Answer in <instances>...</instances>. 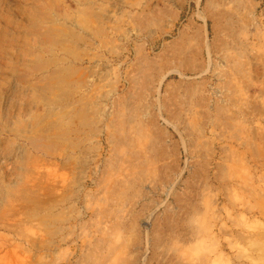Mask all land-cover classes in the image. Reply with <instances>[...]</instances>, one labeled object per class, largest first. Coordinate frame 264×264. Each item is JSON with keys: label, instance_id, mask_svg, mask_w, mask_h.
Instances as JSON below:
<instances>
[{"label": "rangeland", "instance_id": "obj_1", "mask_svg": "<svg viewBox=\"0 0 264 264\" xmlns=\"http://www.w3.org/2000/svg\"><path fill=\"white\" fill-rule=\"evenodd\" d=\"M0 264H264V0H0Z\"/></svg>", "mask_w": 264, "mask_h": 264}]
</instances>
